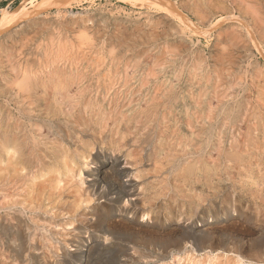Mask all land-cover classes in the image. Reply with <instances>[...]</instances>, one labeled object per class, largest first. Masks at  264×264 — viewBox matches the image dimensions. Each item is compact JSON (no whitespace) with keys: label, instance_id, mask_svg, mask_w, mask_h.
Masks as SVG:
<instances>
[{"label":"rangeland","instance_id":"374dc122","mask_svg":"<svg viewBox=\"0 0 264 264\" xmlns=\"http://www.w3.org/2000/svg\"><path fill=\"white\" fill-rule=\"evenodd\" d=\"M46 1L0 0V264H264V0Z\"/></svg>","mask_w":264,"mask_h":264},{"label":"bare ground","instance_id":"6f19581e","mask_svg":"<svg viewBox=\"0 0 264 264\" xmlns=\"http://www.w3.org/2000/svg\"><path fill=\"white\" fill-rule=\"evenodd\" d=\"M77 0H47L46 2H43L42 3V5L41 6H44V4H46V3H51V4H54V5H52V6H59V7H62V8H64V9H67V8H70V7H72V5L76 2ZM144 2H146V1H149V0H143ZM143 2V3H144ZM160 6L161 5H163V3H161V1H159V2H157ZM145 4V3H144ZM143 5V4H142ZM41 6H40V8H41ZM169 7V8H168ZM168 7L166 6V7H160L161 9H163V10H165V11H167V12H172V8L173 7H171V5H169L168 4ZM45 8V7H44ZM43 8V9H44ZM39 10V9H38ZM32 13L31 12H29V11H27L26 10V8L25 7H22V8H18L17 10H15L14 12H13V14H10L8 11H4L3 12V18H2V20H1V24H4L5 22L7 23V22H9V27H10V25H16V23H19L20 21H22V20H24V19H26V18H28V16H30ZM179 17H180V19H182V20H184V21H188V23L190 24L191 22H189V20H185L186 18H183L181 15H178ZM29 19V18H28ZM183 23V22H182ZM192 24V23H191ZM193 25V24H192ZM2 26V25H1ZM4 28H6V27H4ZM204 32V31H203ZM25 97V96H24ZM30 98V97H29ZM25 109V108H24ZM19 111H20V109H19ZM33 119V118H32ZM81 121V120H80ZM33 122V121H32ZM72 123V122H71ZM50 124V123H49ZM59 124V123H58ZM76 124V123H75ZM86 125V124H85ZM31 126V125H30ZM68 126V125H67ZM90 126V125H89ZM19 128H21V127H19ZM88 129V128H87ZM4 130V129H3ZM2 130V131H3ZM51 130V129H50ZM63 130V129H62ZM127 130V129H126ZM13 132V131H12ZM82 132H83V130H82ZM65 133V132H64ZM54 135V134H53ZM114 136V135H113ZM5 137V136H4ZM45 138V137H44ZM62 138V137H61ZM2 140V139H1ZM6 140V139H5ZM8 140V139H7ZM10 142V141H9ZM20 142V141H19ZM22 142V141H21ZM26 142V141H25ZM3 143V142H2ZM4 143H6V141L4 142ZM12 143V142H11ZM16 143V142H15ZM60 143V142H59ZM63 143V142H62ZM7 144V143H6ZM18 144V143H17ZM21 145V144H20ZM10 146H12V145H10ZM17 146V145H16ZM25 148V147H24ZM35 148V147H34ZM39 148V147H38ZM47 149V148H46ZM8 150V149H7ZM50 150V149H49ZM52 150V149H51ZM28 152V151H27ZM49 153V152H48ZM103 153V152H102ZM48 157V156H47ZM117 158V157H116ZM119 158V157H118ZM41 159V158H40ZM104 159V158H103ZM120 159V158H119ZM119 159H114V161H112L111 162V167H113V168H117L116 166L117 165H119ZM104 162V161H103ZM127 162V161H126ZM25 164V163H24ZM127 165V164H126ZM128 165H129V163H128ZM102 166V165H101ZM95 167V166H94ZM97 168V167H96ZM24 169V168H23ZM104 169V168H103ZM123 169V168H122ZM102 169H100V171H101ZM120 170H121V168H120ZM99 171V169H97V170H95V171H92V172H90L91 174H90V176L89 177H94V186L95 185H99L100 184V179L99 178H101V172ZM124 172V171H123ZM126 172V171H125ZM127 173V172H126ZM125 173V174H126ZM107 175V174H106ZM129 175V174H128ZM121 176H122V174H121ZM107 177V176H106ZM109 177V176H108ZM114 177V176H113ZM123 177V176H122ZM25 178V177H24ZM117 178V177H116ZM125 178V177H124ZM128 178H129V176H128ZM91 179V178H90ZM119 179V178H118ZM122 181V180H121ZM127 181V180H126ZM128 181H129V179H128ZM62 182V181H61ZM119 182V181H118ZM93 183H91V185L93 184ZM132 183V182H131ZM131 183L129 182L128 183V185L126 184H120L121 186H123L124 187V191L122 192V195L123 196H125V197H127V198H130V197H132L133 196V194H132V192H131ZM119 185V186H120ZM93 186V187H94ZM116 186H118V185H116ZM91 187V186H90ZM101 187V186H100ZM134 187V186H133ZM103 188V187H102ZM102 188H100V189H102ZM93 189V188H92ZM91 190V189H90ZM97 190V189H96ZM119 190H121L120 188H119ZM133 190V189H132ZM88 191V190H87ZM104 191H106V190H103V192ZM93 192V191H92ZM95 192V191H94ZM103 192L101 193V194H103ZM56 193V192H55ZM96 193V192H95ZM97 193H99L98 191H97ZM96 193V194H97ZM104 193H106V192H104ZM93 194V193H92ZM100 194V193H99ZM99 194H97L99 197L101 196V194L99 195ZM106 195H107V193H106ZM122 196V197H123ZM34 197V196H33ZM96 197V196H95ZM98 198V197H97ZM101 198V197H100ZM103 198H104V196H103ZM133 198V197H132ZM93 199V198H92ZM99 199V198H98ZM102 199V198H101ZM108 199V198H107ZM121 199H123V198H121ZM129 200V199H128ZM33 201V200H32ZM114 202L116 201V200H113ZM125 201V200H124ZM127 201V200H126ZM111 202V201H110ZM17 203V202H16ZM112 203V202H111ZM116 203V202H115ZM113 204V203H112ZM24 205V204H23ZM41 205V204H40ZM113 206V205H112ZM117 206V205H116ZM22 207V206H21ZM118 207V206H117ZM121 207V206H120ZM119 207V208H120ZM13 208V207H12ZM23 208V207H22ZM128 209V208H127ZM21 210V209H20ZM106 210V209H105ZM115 210H116V208H115ZM118 210V209H117ZM121 210V209H120ZM132 210V209H131ZM134 210V209H133ZM69 212V211H68ZM121 212H125V213H127V212H129V211H127L126 209L125 210H121ZM137 212V211H136ZM41 213V212H40ZM96 213H98L97 211H96ZM95 213V214H96ZM63 214V213H62ZM94 214V215H95ZM129 214V213H128ZM131 214V213H130ZM22 215H23V213H22ZM97 215V214H96ZM99 215V214H98ZM131 215H133V213L131 214ZM27 216V215H26ZM33 216V215H32ZM21 217V216H20ZM77 218V217H76ZM94 218V217H93ZM96 218V217H95ZM31 219V218H30ZM52 219H54V218H52ZM16 220V219H15ZM69 220V219H68ZM67 220V221H68ZM27 222V221H26ZM69 222V221H68ZM2 223V222H1ZM52 224V223H51ZM9 225V224H8ZM18 225V224H17ZM29 225V224H28ZM24 226V225H23ZM37 226V225H36ZM194 226V224L192 225V227ZM45 228V227H44ZM56 228V227H55ZM65 228V227H64ZM111 228V227H110ZM20 229V228H19ZM53 229V228H52ZM109 229V228H108ZM63 230V229H62ZM77 230V229H76ZM79 230V229H78ZM193 230V229H192ZM191 230V231H192ZM65 231V230H64ZM108 231V230H107ZM78 233V232H77ZM192 233L193 234H195V229L192 231ZM102 234H103V232H102ZM116 234V233H115ZM23 235H25V234H23ZM59 235V234H58ZM94 235V234H93ZM109 235H110V232H109ZM92 236V235H91ZM106 236V235H105ZM112 236V235H111ZM194 236V235H193ZM64 237V236H63ZM71 237V236H70ZM29 238V237H28ZM67 238V237H66ZM106 238V237H105ZM30 239V238H29ZM78 239V238H77ZM110 239H111V237H110ZM115 239H117V238H115ZM114 240V239H113ZM52 241V240H51ZM55 241V240H54ZM109 241V240H108ZM189 241V240H188ZM33 242V241H32ZM61 242V241H60ZM132 242V241H131ZM184 242V241H183ZM62 243V242H61ZM65 243V242H64ZM179 243L180 242H178V245H179ZM186 243V242H185ZM189 243H190V241H189ZM38 244H40V243H38ZM192 244V243H191ZM46 245V244H45ZM61 245V244H60ZM177 245V246H178ZM186 245H188V243H186ZM30 246V245H29ZM98 246V245H97ZM36 247V246H35ZM68 247H70L69 245H68ZM174 247V246H173ZM33 248V247H32ZM94 248V247H93ZM161 248V247H160ZM186 248V247H185ZM130 249V248H129ZM133 249V248H132ZM138 249V248H137ZM136 249V250H137ZM170 249H171V247H170ZM179 249V248H178ZM36 250V249H35ZM131 250V249H130ZM135 250V249H134ZM133 250V251H134ZM161 250V249H160ZM37 251V250H36ZM88 251V250H87ZM132 251V250H131ZM130 251V252H131ZM84 253H85V250L83 251ZM92 252V251H91ZM135 252V251H134ZM154 252V251H153ZM175 252V251H174ZM177 252V251H176ZM82 253V252H81ZM89 253V252H88ZM140 253V252H139ZM150 253H152V252H150ZM158 253V252H157ZM163 253V252H162ZM37 254V253H36ZM76 254V253H75ZM147 254V253H146ZM153 254V253H152ZM164 254V253H163ZM73 255V254H72ZM134 255V254H133ZM154 255V254H153ZM172 255V254H171ZM176 255V254H175ZM145 256V255H144ZM163 256V255H162ZM165 256H167V254H165ZM170 256V255H169ZM153 257V256H152ZM159 257V256H158ZM164 257V256H163ZM162 257V258H163ZM39 258V257H38ZM83 258V257H82ZM142 258V257H141ZM143 258H145V257H143ZM129 259V258H128ZM134 259V258H133ZM145 259H148V258H145ZM150 259V258H149ZM153 259V258H152ZM163 259H165V257L163 258ZM162 259V260H163ZM76 260H78V259H76ZM126 260V259H125ZM139 260V259H138ZM144 260V259H143ZM51 261V260H50ZM58 261V260H57ZM65 261V260H64ZM87 261V260H86ZM129 261V260H128ZM137 261V260H136ZM147 261V260H146ZM160 261V259L158 258V262ZM66 262V261H65ZM130 262V261H129ZM150 262V261H149ZM156 262V261H155ZM154 261H153V263H155ZM122 263H124V262H122ZM141 263V262H140ZM85 264V263H84ZM144 264V263H143ZM149 264V263H148ZM156 264V263H155Z\"/></svg>","mask_w":264,"mask_h":264}]
</instances>
